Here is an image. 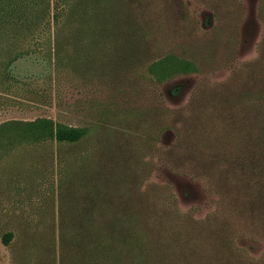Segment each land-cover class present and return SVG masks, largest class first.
Returning a JSON list of instances; mask_svg holds the SVG:
<instances>
[{
  "label": "rangeland",
  "instance_id": "rangeland-1",
  "mask_svg": "<svg viewBox=\"0 0 264 264\" xmlns=\"http://www.w3.org/2000/svg\"><path fill=\"white\" fill-rule=\"evenodd\" d=\"M55 3L0 28V264H264V0H132L118 43Z\"/></svg>",
  "mask_w": 264,
  "mask_h": 264
},
{
  "label": "trees",
  "instance_id": "trees-1",
  "mask_svg": "<svg viewBox=\"0 0 264 264\" xmlns=\"http://www.w3.org/2000/svg\"><path fill=\"white\" fill-rule=\"evenodd\" d=\"M132 0H65L58 7L56 0L53 17L57 21L58 29L86 30L85 35L91 32L92 36H114L119 41L123 17L130 15ZM51 0H0V28L12 30L20 36L29 34L41 28L50 26ZM60 18L62 21L60 22ZM131 18V15H130ZM113 38V39H114ZM12 125L19 128V134L32 136L34 141H48L56 139L59 143H75L85 135L84 129L72 128L63 125H54L49 120L33 122L10 121L2 127ZM1 127V128H2ZM264 189H260L256 202L264 206ZM12 235H8V243Z\"/></svg>",
  "mask_w": 264,
  "mask_h": 264
},
{
  "label": "crops",
  "instance_id": "crops-1",
  "mask_svg": "<svg viewBox=\"0 0 264 264\" xmlns=\"http://www.w3.org/2000/svg\"><path fill=\"white\" fill-rule=\"evenodd\" d=\"M38 144H41V143H43V144H46V143H48V142H50V143H58L57 142V140L56 139H53V140H48V141H46V140H44V141H36Z\"/></svg>",
  "mask_w": 264,
  "mask_h": 264
}]
</instances>
